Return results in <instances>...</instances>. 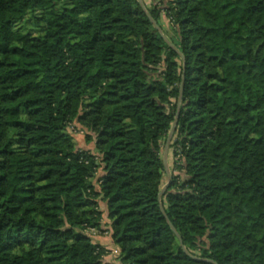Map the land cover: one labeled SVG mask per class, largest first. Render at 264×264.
<instances>
[{"label": "trees", "instance_id": "obj_1", "mask_svg": "<svg viewBox=\"0 0 264 264\" xmlns=\"http://www.w3.org/2000/svg\"><path fill=\"white\" fill-rule=\"evenodd\" d=\"M146 8L0 0V264H264V0Z\"/></svg>", "mask_w": 264, "mask_h": 264}, {"label": "rangeland", "instance_id": "obj_2", "mask_svg": "<svg viewBox=\"0 0 264 264\" xmlns=\"http://www.w3.org/2000/svg\"><path fill=\"white\" fill-rule=\"evenodd\" d=\"M142 1L144 3L145 7H149L152 2H154V1L158 2L159 0H142ZM160 23H161V25H162V27L164 29H166V30L169 29V22L166 19V17L164 16L163 13L161 14V17H160ZM23 29H24V31H31L32 34H38V32H39V28L36 26V24L34 23L33 19L26 20L23 23ZM74 125H72V127L69 126V130H70L72 136L74 137L76 145L79 146V147L85 148V149H91L93 151V144L91 142L90 143L86 142L85 137H84L85 135L81 131L82 130V126L80 124H78L76 126H74ZM164 144H165V141L162 144L161 156L163 154ZM167 162H168L169 169L171 170L172 169V165H173V155H172V150L171 149H168ZM166 180H167V177H164V184L166 183ZM99 208H100V210H103V211L105 210V206H104V203L102 201L99 202ZM103 217H104L103 220L105 221L106 220V213L105 212L103 214ZM103 239H105V238H103ZM103 239H99L100 240L99 242L104 247H111L112 246V243H111V241H109V239H107L106 241L103 240ZM107 241H109V242H107ZM109 243H111V244H109ZM110 252L112 253V251L109 250V253L105 255V257L103 258L104 261H113L114 264H120L117 258H114V257L108 258ZM115 255H116V253H115ZM106 263H108V262H106Z\"/></svg>", "mask_w": 264, "mask_h": 264}, {"label": "water", "instance_id": "obj_3", "mask_svg": "<svg viewBox=\"0 0 264 264\" xmlns=\"http://www.w3.org/2000/svg\"><path fill=\"white\" fill-rule=\"evenodd\" d=\"M138 2L140 3L143 11L146 13V15L148 16L149 20L152 22V24L154 25V27L157 29L158 33L161 35V37L167 42V44L173 48L177 53L180 54V52L171 44V42L167 39V37L165 36V34L163 33L162 29L160 28V26L157 24V22L149 15L147 8L145 7L144 3L142 0H138ZM182 83L180 86V91H179V96H178V100H177V111L175 114V118L174 121L172 123V126L167 134L166 140H165V144H164V149H163V154H162V162H163V166L165 169V173H166V177H167V181L165 183V185L163 186V188L161 189V191L158 194V201H159V205H160V209L164 213L162 204H161V197L163 192L165 191V189L167 188V186L169 185L170 181H171V172L168 166V162H167V154H168V149H169V145L171 142V139L173 137L174 131L176 129V125H177V118H178V114H179V109H180V103H181V96H182ZM166 216V215H165ZM167 222L169 223V225L171 226L172 230L176 233L175 229L173 228V226L171 225L170 221L168 220V218L166 217ZM177 234V233H176ZM178 235V234H177ZM179 237V235H178ZM180 238V237H179ZM211 262V261H210Z\"/></svg>", "mask_w": 264, "mask_h": 264}, {"label": "crops", "instance_id": "obj_4", "mask_svg": "<svg viewBox=\"0 0 264 264\" xmlns=\"http://www.w3.org/2000/svg\"><path fill=\"white\" fill-rule=\"evenodd\" d=\"M105 206V205H104ZM103 238H105V237H100V239H103ZM103 240H107V238H105V239H103ZM102 240V241H103ZM110 241V240H109ZM109 241H107V242H109ZM109 244H111V243H109ZM107 249H109V250H111L112 251V253L110 252V254H109V256H108V258H110V257H114L115 258V256H113V250H114V248L113 247H106ZM115 253V252H114ZM105 262H108L109 264L111 263V264H114L113 263V261H105Z\"/></svg>", "mask_w": 264, "mask_h": 264}, {"label": "built area", "instance_id": "obj_5", "mask_svg": "<svg viewBox=\"0 0 264 264\" xmlns=\"http://www.w3.org/2000/svg\"><path fill=\"white\" fill-rule=\"evenodd\" d=\"M92 232H93V230H92Z\"/></svg>", "mask_w": 264, "mask_h": 264}]
</instances>
